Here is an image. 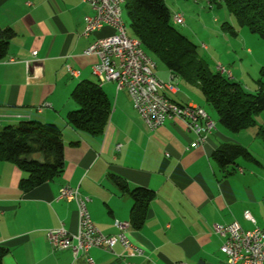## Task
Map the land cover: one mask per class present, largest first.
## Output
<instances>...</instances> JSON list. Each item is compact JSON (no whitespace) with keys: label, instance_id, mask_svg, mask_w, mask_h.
<instances>
[{"label":"crops","instance_id":"crops-1","mask_svg":"<svg viewBox=\"0 0 264 264\" xmlns=\"http://www.w3.org/2000/svg\"><path fill=\"white\" fill-rule=\"evenodd\" d=\"M86 1L0 0V28L14 32L0 61V128L27 120L54 124L61 132L64 155L62 173L27 192L19 188L24 173L10 162H0V246L7 250L2 264H87L86 258L94 264H124L118 256L127 252L119 244L112 252L91 249L73 259L68 250H52L46 235L61 227L69 234L76 232L75 203L56 200L62 187L87 197L93 224L102 234L115 235L114 220L129 222L133 202L112 178L128 189L153 193L143 224L130 225L126 233L144 257L128 261L224 264L219 251L223 239L213 233V225L237 222L250 230L253 224L243 216L248 212L255 225L264 228V158L243 140L254 142L256 130L227 131L204 109L196 85L166 68L158 71L154 63L155 77L176 86L175 92L164 91L171 101L199 106L215 122L204 144L191 147L195 135L180 121H167L156 130L145 128L127 92L116 91L112 82L101 85L112 106L104 132L93 136L70 127L66 114L77 108L71 92L79 82H96L91 67L97 59L83 51L113 34L104 28L82 36L84 18L92 15ZM34 51L36 57L31 55ZM8 59L15 62L7 63ZM66 65L78 76L71 77ZM42 104L48 106L37 111ZM225 144L246 148L253 160L239 159L234 166L220 168L212 155Z\"/></svg>","mask_w":264,"mask_h":264},{"label":"trees","instance_id":"trees-1","mask_svg":"<svg viewBox=\"0 0 264 264\" xmlns=\"http://www.w3.org/2000/svg\"><path fill=\"white\" fill-rule=\"evenodd\" d=\"M209 4L224 5L239 26L264 41V0H209ZM130 22V37L135 38L144 53L156 58L173 76L196 85L217 115L219 124L231 133L255 127V116L264 112L263 84L255 93L212 71L199 57L197 47L179 34L171 23V13L164 0H126L124 4ZM232 35L234 32L229 27ZM14 32L0 28V61L8 51ZM264 76V68L261 70ZM77 106L66 114V123L89 135H101L108 123L112 106L97 82H79L70 95ZM259 133L264 131L259 128ZM220 168L234 166L239 159H252L246 148L225 144L212 155ZM10 162L24 173L19 188L27 192L58 177L64 168L63 141L54 124L20 121L0 128V162ZM133 204L130 225L139 228L146 217L153 193L144 188L128 189L112 178ZM7 250L0 246V264Z\"/></svg>","mask_w":264,"mask_h":264},{"label":"built area","instance_id":"built-area-1","mask_svg":"<svg viewBox=\"0 0 264 264\" xmlns=\"http://www.w3.org/2000/svg\"><path fill=\"white\" fill-rule=\"evenodd\" d=\"M92 15L84 18L83 37H88L104 28L111 29L113 34L93 41L84 51V56H93L97 61L92 65V75L99 84L112 82L116 91L125 90L136 110L140 121L148 130H156L167 121H180L185 129L195 135L191 147L204 144L206 138L215 130L207 112L194 105H179L171 101L164 91L175 92L176 86L163 83L154 75V64L143 57L141 51L125 39L123 26L118 20L117 6L119 0H87ZM171 21L175 25H183V15L173 13ZM202 49L205 46L201 45ZM36 52L31 55L36 57ZM8 59L7 63H14ZM26 72L29 73V62L25 61ZM71 77H77L78 71L70 65L65 66ZM220 74L228 80L232 76L224 68L217 66ZM47 104L37 107L41 111ZM119 146L116 147L118 149ZM56 200L74 202L77 209V228L74 234H69L62 227L46 232L52 250H68L73 259L86 255L91 249H101L112 252L113 247L119 244L127 252L118 256L124 264H135L128 261L129 257L142 258L144 251L132 244L126 233L130 224L128 221L114 220L117 230L115 235L102 234L91 220L87 205L89 199L79 195L77 189L62 187ZM244 219L253 224L250 230H243L237 222L226 225H213V233L223 242L219 248L225 257L224 264H264V228L255 225L248 212ZM87 264H94L86 258ZM181 264V263H180Z\"/></svg>","mask_w":264,"mask_h":264},{"label":"rangeland","instance_id":"rangeland-1","mask_svg":"<svg viewBox=\"0 0 264 264\" xmlns=\"http://www.w3.org/2000/svg\"><path fill=\"white\" fill-rule=\"evenodd\" d=\"M164 4L171 15L179 12L183 15V25H174L171 21L174 29L196 45L199 57L212 71H215L217 66L224 68L230 72L234 82L249 93L259 90V81L264 90V76L261 74L264 68V41L251 34L246 27L239 26L224 5L209 4V0H164ZM121 19L127 35L130 36V22L124 6L121 8ZM201 45L206 48L202 49ZM151 60L156 64L158 71L165 69L156 58L151 57ZM202 106L217 122L214 110L206 104ZM254 118V129L258 138L254 142L242 139L248 142L250 150L260 152V158L263 159L264 134L259 133V128L264 130L261 122L264 123V112Z\"/></svg>","mask_w":264,"mask_h":264},{"label":"bare ground","instance_id":"bare-ground-1","mask_svg":"<svg viewBox=\"0 0 264 264\" xmlns=\"http://www.w3.org/2000/svg\"><path fill=\"white\" fill-rule=\"evenodd\" d=\"M125 1H126V0H119L118 6H117V16H118V20L121 21L122 26H123V35H124L125 39L129 40L130 42H132V44L135 45V46L141 51V54L143 55V57H145L146 59H148V60H149L150 62H152V64H153V61L150 59V57H148V56L144 53V51L142 50L140 43H139L135 38H132V37L128 36L127 33H126L125 25L123 24L122 19H121V8L124 6ZM172 23H173V22H172ZM173 24H174V23H173ZM174 25H175V24H174ZM215 71L218 72V73H220L219 70H215ZM228 75L231 76L230 72H228ZM97 84H98L99 86L102 85V84H99V83H97ZM211 121H212V123L215 124V122H214L212 119H211Z\"/></svg>","mask_w":264,"mask_h":264}]
</instances>
